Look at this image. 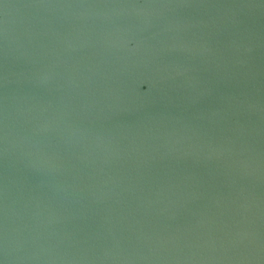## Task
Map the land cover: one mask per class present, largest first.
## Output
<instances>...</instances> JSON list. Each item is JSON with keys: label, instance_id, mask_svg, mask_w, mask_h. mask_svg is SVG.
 Returning a JSON list of instances; mask_svg holds the SVG:
<instances>
[{"label": "water", "instance_id": "1", "mask_svg": "<svg viewBox=\"0 0 264 264\" xmlns=\"http://www.w3.org/2000/svg\"><path fill=\"white\" fill-rule=\"evenodd\" d=\"M0 264H264V0H0Z\"/></svg>", "mask_w": 264, "mask_h": 264}]
</instances>
